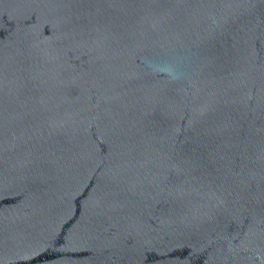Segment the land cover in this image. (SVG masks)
Here are the masks:
<instances>
[{"label": "water", "instance_id": "water-1", "mask_svg": "<svg viewBox=\"0 0 264 264\" xmlns=\"http://www.w3.org/2000/svg\"><path fill=\"white\" fill-rule=\"evenodd\" d=\"M0 264H264V0H0Z\"/></svg>", "mask_w": 264, "mask_h": 264}]
</instances>
